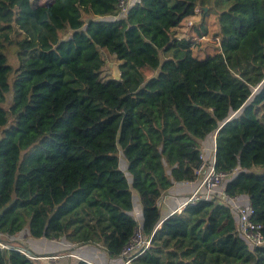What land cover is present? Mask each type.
<instances>
[{
  "label": "trees",
  "instance_id": "trees-1",
  "mask_svg": "<svg viewBox=\"0 0 264 264\" xmlns=\"http://www.w3.org/2000/svg\"><path fill=\"white\" fill-rule=\"evenodd\" d=\"M117 2L0 0V242L25 227L118 259L136 194L150 245L130 264H264L227 203L246 196L264 234V0H138L121 17ZM213 11L217 46L200 58L177 29L199 15L191 32L207 36ZM215 134V168L234 172L223 195L161 222L158 199L195 179ZM10 247L0 264H35Z\"/></svg>",
  "mask_w": 264,
  "mask_h": 264
},
{
  "label": "crops",
  "instance_id": "crops-1",
  "mask_svg": "<svg viewBox=\"0 0 264 264\" xmlns=\"http://www.w3.org/2000/svg\"><path fill=\"white\" fill-rule=\"evenodd\" d=\"M214 144L215 135H210L202 141V147L208 156L207 158L211 157ZM123 164L126 169V164L124 162ZM196 187L197 182H178L160 196L157 206L160 211L161 221L172 213L178 212V208L192 195ZM238 201L240 203L249 202L246 196L239 197ZM233 213L237 225V216L235 212ZM131 214L138 223H142L140 200L136 194L133 195V210ZM5 241L10 246L23 250L30 256L35 257V264H77L80 260L92 264H123L120 258L110 259L101 246L87 244L76 246L63 238L51 240L43 237L32 238L27 228L5 239Z\"/></svg>",
  "mask_w": 264,
  "mask_h": 264
},
{
  "label": "built area",
  "instance_id": "built-area-1",
  "mask_svg": "<svg viewBox=\"0 0 264 264\" xmlns=\"http://www.w3.org/2000/svg\"><path fill=\"white\" fill-rule=\"evenodd\" d=\"M138 0H118L117 2V16H125L131 7L135 5ZM206 36L192 37L194 47L199 45ZM205 150H200L199 158L200 165L195 170V179L189 183L197 182V187L192 195L178 208L181 211L185 206L194 204L199 200H207L214 194L223 195L225 184L232 178L234 172L226 173L216 170L215 168V144L211 157L207 158ZM237 197L227 198V203L237 216V230L239 235L252 247L264 246L263 226L255 223L252 219L254 210L250 203H240ZM150 238L145 237L141 231L140 223L133 236L122 247L119 258L123 264H130L131 261L141 256L149 247ZM11 247L0 242V249H10ZM22 254L26 255L32 260L35 257L30 256L25 251L18 249ZM72 256V255H71ZM92 264V263H90Z\"/></svg>",
  "mask_w": 264,
  "mask_h": 264
},
{
  "label": "rangeland",
  "instance_id": "rangeland-1",
  "mask_svg": "<svg viewBox=\"0 0 264 264\" xmlns=\"http://www.w3.org/2000/svg\"><path fill=\"white\" fill-rule=\"evenodd\" d=\"M49 1H51V0H39V3H46ZM198 21H199V15L185 19L183 21V23L181 24V26L177 29V35L179 37H187L189 35H192L193 37L197 38V35L191 32V25H192V23H194V24L198 23ZM205 24H206L207 29H208L207 36L204 40H202L200 42L199 45H196L193 48L194 55L197 57H200V58L204 57L207 53L214 52V49L217 46V42L213 38L214 33H216L217 29H218L217 15L214 11L207 16V18L205 19ZM102 53H103V57H104L105 61L107 62V65L103 69V75L106 77L112 76L113 68L116 67L115 65H117L116 59L114 57L108 55L105 51ZM6 55L8 57L9 64L13 68H16L19 65V60H18V57L16 55L15 47H8L6 49ZM10 103H11V94H8L6 96V101L3 105V107L8 108ZM123 162L126 163L125 158L123 157L122 154H120L121 167H122V169L125 170ZM24 229H26V228L24 227L20 232H22Z\"/></svg>",
  "mask_w": 264,
  "mask_h": 264
},
{
  "label": "water",
  "instance_id": "water-1",
  "mask_svg": "<svg viewBox=\"0 0 264 264\" xmlns=\"http://www.w3.org/2000/svg\"><path fill=\"white\" fill-rule=\"evenodd\" d=\"M112 78L114 79V80H120L121 79V77H120V73H119V70H118V68L117 67H114L113 68V71H112ZM215 136H216V134H215ZM163 221V220H162ZM161 221V222H162Z\"/></svg>",
  "mask_w": 264,
  "mask_h": 264
}]
</instances>
